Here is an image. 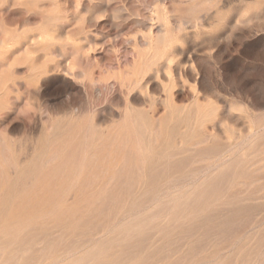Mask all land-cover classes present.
Listing matches in <instances>:
<instances>
[{
    "label": "rangeland",
    "instance_id": "obj_1",
    "mask_svg": "<svg viewBox=\"0 0 264 264\" xmlns=\"http://www.w3.org/2000/svg\"><path fill=\"white\" fill-rule=\"evenodd\" d=\"M90 263L264 264V0H0V264Z\"/></svg>",
    "mask_w": 264,
    "mask_h": 264
},
{
    "label": "bare ground",
    "instance_id": "obj_2",
    "mask_svg": "<svg viewBox=\"0 0 264 264\" xmlns=\"http://www.w3.org/2000/svg\"><path fill=\"white\" fill-rule=\"evenodd\" d=\"M220 164V163H219ZM92 252H90V254H91ZM90 257V256H89ZM93 260V259H92ZM89 261V260H88ZM87 262V261H86ZM90 264H93V263H90Z\"/></svg>",
    "mask_w": 264,
    "mask_h": 264
}]
</instances>
